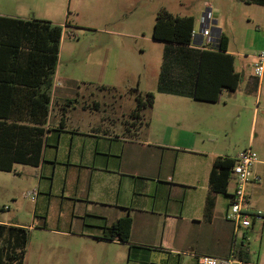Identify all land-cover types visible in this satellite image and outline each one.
Masks as SVG:
<instances>
[{
	"label": "crops",
	"instance_id": "1",
	"mask_svg": "<svg viewBox=\"0 0 264 264\" xmlns=\"http://www.w3.org/2000/svg\"><path fill=\"white\" fill-rule=\"evenodd\" d=\"M139 1L83 0L90 6L96 4L100 12L94 10L98 14L104 13V5H120L122 11L117 17L125 16ZM65 11L66 0H0L2 17L47 20L61 28L58 20ZM207 12H211L216 25L218 9L207 7L200 20ZM248 18L256 24L257 30L264 26V20L256 14ZM254 36L262 41L259 51L264 50V31L260 34L255 31ZM199 41L197 36L193 46L196 47ZM255 56H251L254 62ZM248 76L245 81L244 73L241 75L236 90H223L218 102L192 97V80L172 92L134 89L135 105L122 111L120 120L118 97L121 98L123 88L116 85L114 76L101 85L86 87L91 90L89 97H85L79 94L82 82L71 77L55 81L54 73L40 163L36 167L14 163L12 171L15 165L36 168L40 177L38 186L40 181L48 180L50 196L54 182H58L56 191L66 201L62 207L68 217L66 224L79 227L78 237L91 252L86 259L88 263L99 254L103 259L111 258L114 249L117 257L124 259L126 264H197L193 257L195 253L227 256L232 249V225L225 217L229 196L222 193L213 196L209 218L204 214L205 201L214 159L236 155H230L226 146L230 140H222L221 135L234 117L240 123L241 111L246 107V102L239 103L241 93L247 95L253 90L252 74L248 73ZM178 79L183 83L186 77L179 76ZM257 81L260 97L264 70ZM108 91L113 94V101L110 105L104 104L107 113L94 117L88 109L98 111L100 108L96 93ZM147 92L153 93L152 105L143 107L138 118H132L135 95L142 96ZM53 95L58 97L54 107L51 106ZM79 95L84 99L81 106ZM251 109L256 116L259 109ZM262 114L264 118V109ZM211 136L214 139H210ZM259 164L263 166L254 168V172L262 176L264 160L259 159ZM250 201L254 209L264 212V207L251 197ZM124 216L131 219L128 241L106 239L103 236L105 228ZM0 224L29 230V226L17 223L0 221ZM258 227L262 232L264 222H253L244 229L243 235L239 234L235 241V248L246 251L247 259L264 264L263 239L257 249L250 241ZM87 228L89 230L85 231ZM61 232L70 233L69 230Z\"/></svg>",
	"mask_w": 264,
	"mask_h": 264
},
{
	"label": "rangeland",
	"instance_id": "2",
	"mask_svg": "<svg viewBox=\"0 0 264 264\" xmlns=\"http://www.w3.org/2000/svg\"><path fill=\"white\" fill-rule=\"evenodd\" d=\"M163 7L174 14L193 16L195 33L200 30L201 13L207 7L218 9L215 26L228 37V51L233 53L235 69L241 75L244 73L245 81H248V73L252 74L253 80V90L247 95L241 93L239 99L240 105L246 102L240 123L234 117L225 127L221 139L230 140L226 145L230 155L249 147L256 152L258 159L264 160V87L259 97L256 89L259 77L253 75L254 60L251 59L262 48V41L255 38L254 32L260 34L264 26L257 30L256 24L248 18L256 14L264 20V6L256 3L246 5L242 0H140L125 16L117 17L122 10L115 3L104 5V13L98 14L94 10H98L96 4L90 6L83 0H66V11L58 20L63 34L54 69L55 81L71 77L85 83H81L79 94L89 97L91 89L86 87L101 85L114 76L116 85L123 88L121 98L118 97L121 105L118 118L122 120L120 113L135 105L134 89L156 91L168 43L152 39V28L155 14ZM108 14L109 18H105ZM190 47H193L192 42ZM180 72L179 67L173 71ZM96 94L100 108L96 111L89 107L88 111L94 117H102L107 113L104 104H111L113 94L109 91ZM54 95L53 107L58 99ZM83 100L79 95L80 106ZM251 108L259 109L256 116ZM210 139L214 138L211 136ZM262 166L256 164L254 168ZM22 167L15 165L13 171H0V221L29 226L23 264H126L124 259L117 257L116 249L111 258L103 259L99 254L92 263H88L86 259L91 252L78 237L79 227L66 224L68 217L62 210L66 201L56 191L58 182H54L50 196L47 191L49 181L42 180L38 186L39 171L28 166L22 170ZM35 189L38 193L33 201L27 193ZM227 189L230 193L232 186L228 185ZM248 192L252 201L264 207V174L258 184L248 186ZM261 213L263 218L254 222H264V212ZM67 230L70 233L66 235L61 232ZM252 235V247L257 249L260 239L264 241V230L261 232L258 227Z\"/></svg>",
	"mask_w": 264,
	"mask_h": 264
},
{
	"label": "trees",
	"instance_id": "3",
	"mask_svg": "<svg viewBox=\"0 0 264 264\" xmlns=\"http://www.w3.org/2000/svg\"><path fill=\"white\" fill-rule=\"evenodd\" d=\"M264 6V0H242ZM195 19L172 15L165 9L155 14L152 39L168 43L162 57L157 92L178 91L192 80V97L218 102L223 90L237 89L241 74L234 70L228 37L220 32L215 47H190ZM62 28L47 20L0 16V171H12L14 163L38 166L41 160L44 125L50 111L51 79L56 66ZM180 51V54L177 53ZM179 67L180 73H173ZM184 76L183 83L178 77ZM131 117L150 107L153 93L135 95ZM234 159L216 157L209 173L205 218L214 205L213 196L227 193ZM131 219L124 216L106 227L103 236L127 242ZM29 237L27 228L0 224V264H23ZM239 258L247 252L236 250Z\"/></svg>",
	"mask_w": 264,
	"mask_h": 264
},
{
	"label": "built area",
	"instance_id": "4",
	"mask_svg": "<svg viewBox=\"0 0 264 264\" xmlns=\"http://www.w3.org/2000/svg\"><path fill=\"white\" fill-rule=\"evenodd\" d=\"M211 12L205 13L200 20V31L192 33V43L196 37L200 41L196 47L207 48L215 47L218 42L220 32L211 30L212 25ZM264 70V50H261L255 56L253 64V71L257 77H261ZM234 164L231 169V178L229 184L232 186V191L229 193V202L226 209L225 217L232 224V249L227 256L218 257L209 254L195 253L193 257L197 264H261L249 259H242L237 257L235 241L237 237L243 235V230L251 226L255 220L263 218L261 211L254 210L248 186L258 184L261 176L254 172L255 165L259 162L255 151L247 147L233 157ZM228 184V185H229ZM38 190H32L27 193L31 200L35 201ZM254 211V212H253Z\"/></svg>",
	"mask_w": 264,
	"mask_h": 264
},
{
	"label": "water",
	"instance_id": "5",
	"mask_svg": "<svg viewBox=\"0 0 264 264\" xmlns=\"http://www.w3.org/2000/svg\"><path fill=\"white\" fill-rule=\"evenodd\" d=\"M211 30H216L217 32H220V29L215 26V20L212 21V26L210 27ZM201 30V29H200ZM199 30V31H200Z\"/></svg>",
	"mask_w": 264,
	"mask_h": 264
}]
</instances>
